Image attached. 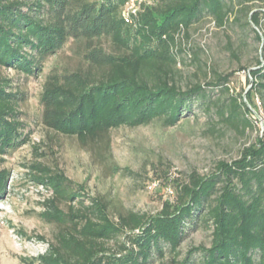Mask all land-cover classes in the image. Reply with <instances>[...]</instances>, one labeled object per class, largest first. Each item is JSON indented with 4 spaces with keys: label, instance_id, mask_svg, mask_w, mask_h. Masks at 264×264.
<instances>
[{
    "label": "trees",
    "instance_id": "16d2710c",
    "mask_svg": "<svg viewBox=\"0 0 264 264\" xmlns=\"http://www.w3.org/2000/svg\"><path fill=\"white\" fill-rule=\"evenodd\" d=\"M126 1L0 0V68L35 76L69 39L83 45L84 70L50 73L44 81L40 103L46 128L87 143L121 126L155 120L174 126L194 101L206 97L202 84L182 89L175 81L173 48L179 36L205 16L217 26L244 17L258 41L257 30L264 33V0H158L134 25L121 17ZM105 38L113 52L103 48ZM255 65L244 95L215 106L219 119L242 133L253 128L254 97L264 103V61L256 59ZM214 74L208 85H225L231 75ZM8 87L0 79V157L27 141L18 110L22 94ZM32 168L39 172L35 180L51 191L40 215L58 230L42 254L24 258L27 264H152L165 251L172 253V264H192L197 252L200 264H264V134L239 158L218 161L214 172L189 173L174 200H164L154 214L128 211L114 219L102 197L74 188L62 172L42 164ZM8 177L0 168V199ZM197 223L211 227L210 246L192 247L177 260L186 230ZM119 235L124 241L111 250L107 242Z\"/></svg>",
    "mask_w": 264,
    "mask_h": 264
},
{
    "label": "rangeland",
    "instance_id": "374dc122",
    "mask_svg": "<svg viewBox=\"0 0 264 264\" xmlns=\"http://www.w3.org/2000/svg\"><path fill=\"white\" fill-rule=\"evenodd\" d=\"M157 3L158 0H135L128 4L134 14L127 15L131 8L123 5L121 17H128L127 24L134 25L147 7ZM260 6L253 9H261ZM231 19L224 26H217L205 16L192 24L187 36H179L173 48L177 58L175 81L182 89L193 83L202 84L206 97L194 101L192 109L174 126H164L160 120L135 128L121 126L87 143L46 128L41 120L40 97L47 75L87 67L83 45L70 39L45 60L35 76L0 68V79L5 80L9 90L22 94L18 110L23 123L21 131L27 139L0 157V168L9 171L8 188L0 199V264H27L24 258L42 254L58 230L40 215L51 191L33 177L39 174L32 168L35 164L62 172L74 188H82L89 196L102 197L115 219L128 211L156 213L164 200H174L189 173L210 174L218 161L229 163L240 157L243 148L257 142L264 134V103L260 98L255 96L251 106L253 128L244 133L225 125L215 109L228 103L232 96H243L252 81L249 70L256 67V59L264 61L262 30H257L262 36L258 41L253 26L243 23L244 17L241 23ZM102 46L108 52L115 50L106 38ZM214 72L231 75L225 85H208L214 81ZM61 207L66 210L67 205ZM197 224L186 230L177 249V260L184 259L192 247L210 246L211 227ZM124 238L119 235L107 246L116 250ZM200 254L192 255V264H200ZM172 257L165 251L152 264H172Z\"/></svg>",
    "mask_w": 264,
    "mask_h": 264
},
{
    "label": "built area",
    "instance_id": "2783aa9c",
    "mask_svg": "<svg viewBox=\"0 0 264 264\" xmlns=\"http://www.w3.org/2000/svg\"><path fill=\"white\" fill-rule=\"evenodd\" d=\"M133 1H135V0H127V1L125 2L124 5H126V7H128V4H129L130 2H133ZM128 8H131V9H129L130 11L128 12L127 15H129V13H130V15L134 14V12H135L134 8H132V7H128ZM128 8H127V9H128ZM124 19H125L126 21H129V18L126 17V16H125Z\"/></svg>",
    "mask_w": 264,
    "mask_h": 264
}]
</instances>
